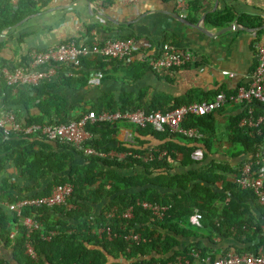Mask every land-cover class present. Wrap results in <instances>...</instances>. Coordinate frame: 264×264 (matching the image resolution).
Listing matches in <instances>:
<instances>
[{
  "label": "crops",
  "instance_id": "crops-1",
  "mask_svg": "<svg viewBox=\"0 0 264 264\" xmlns=\"http://www.w3.org/2000/svg\"><path fill=\"white\" fill-rule=\"evenodd\" d=\"M34 1L38 2L36 13L1 32L4 36L0 40L3 44L0 47V67L24 66L30 50L44 51L49 46L70 39H74L77 44H89L92 41L119 39L129 34L134 36L136 42L135 54L150 56L158 52L163 42H169L175 48L193 52L194 61L175 70L172 75L154 73L148 68H143L139 77L134 78L138 71L129 68L127 63L110 64L111 61L106 60L107 77L99 83L88 77L86 86L77 83L68 85L62 83L61 78L58 81L59 75L54 73L50 80L44 83H56L50 84L40 92L26 87H10L9 97L1 91L0 75V110L11 108L23 124L40 119L42 123L49 122L48 120L58 117L57 113L56 115L49 110L52 100L57 98L64 108L62 111L58 110L62 116L74 119L93 106L103 105L107 110L109 103H113L115 111H120L122 106L128 104L132 107L142 95H145L144 102L159 97L165 107L171 108L174 102L210 101L220 91L232 94L236 87L250 83L256 66V48L264 44V0H48L44 9L39 5L41 0ZM225 14L231 15L232 19L231 22L222 24ZM233 24H237V27L221 30ZM93 70L95 68L88 69ZM224 71L233 73L234 76H229L223 73ZM66 74L73 81H77L78 76L75 73L67 71ZM45 110L52 115L45 116ZM241 111L243 107L225 104L213 112L215 140L210 144L205 159L202 157L199 161L204 162L194 164L192 168L201 169L211 161L217 166L239 165L243 158L234 156L239 146L227 141L226 133L229 118ZM113 129L115 131L106 136L109 142L106 147L110 149L107 154L110 158L122 160L125 154L119 152L118 148L128 143L129 133L134 135L135 132L127 122L116 123ZM34 138L35 136L28 139L15 135L11 139L14 145L11 144L10 149L0 154V181L6 180L7 192L18 198L36 197L45 193L48 188L51 192L56 178L67 177L71 166L87 163L85 157L88 156L78 152L79 148L75 146L63 147L55 141L47 142ZM148 140L149 144H145L149 145L148 148H156L161 144L153 137ZM29 148L42 154L43 158L48 157L44 161L45 166L59 165L64 154H67L65 158L68 165L64 171L49 173L45 177L28 175L24 167L17 165L14 157L26 153ZM50 160L53 162H49ZM174 165L177 166V173L184 172L177 163ZM236 170L228 173L220 171L224 181L201 182L215 191H224L229 195L224 186L227 181L233 180ZM119 173L125 176L131 172L122 170ZM10 184H15L18 188H9ZM140 189L142 187H132L123 193H133ZM242 203L247 204L250 211L248 221L251 225L245 234H241L239 228L234 225L237 222L226 227L221 235L211 234L207 228H195V237L176 236L178 244L171 254L194 247L205 249L206 256L212 258L229 250L240 254H254L261 250L264 247V219L257 209L259 205L255 201L245 200ZM103 207L104 204L101 203L92 204L93 215L98 216ZM51 216L57 218L59 214L54 212ZM70 222L74 224L73 220ZM256 229L259 231L253 234ZM0 256L6 260L8 258L9 264H17L1 245ZM151 256L157 257V254L147 257ZM159 263L161 262H151ZM190 264L202 263L191 260Z\"/></svg>",
  "mask_w": 264,
  "mask_h": 264
},
{
  "label": "trees",
  "instance_id": "trees-1",
  "mask_svg": "<svg viewBox=\"0 0 264 264\" xmlns=\"http://www.w3.org/2000/svg\"><path fill=\"white\" fill-rule=\"evenodd\" d=\"M47 1L41 0L39 2L42 9L45 8ZM37 5L38 2L34 0H17L15 4H12L10 0H0V34L25 17L36 13L38 11ZM223 16L222 24L231 22V15L225 14ZM133 37L132 34H129L119 39L111 40H123ZM1 45L3 44L0 43V47ZM157 53L155 52L152 55H157ZM115 62L122 64V62L116 60H111L110 64ZM26 65L27 62L24 66ZM126 65L138 71L134 74V78L139 77L143 68L150 69L146 62L137 60L130 61ZM54 66L56 73L59 75L58 81L61 78L62 83H68V85L72 83L82 86L88 85L90 72L88 69L91 68L100 71L101 81L107 77L105 60L102 59L80 58L78 65L55 63ZM2 67H0V70ZM175 70L177 69H174L173 72ZM67 71L72 74L75 73L78 76L77 81H73L66 74ZM54 83L56 82H42L39 86L31 89L40 92ZM10 87L14 86L7 85L2 78L1 91L6 94V97H9ZM143 97L145 95H142L138 102L133 103L132 107L130 104L122 106L120 111L143 109L146 112L155 110L164 112L190 104L188 102H174L169 108L160 102L162 99L159 97L149 102H144ZM52 101L49 110L51 109V113H57L58 117L48 120L49 122L45 121L42 123L40 119L26 125L68 121V117L62 116L58 111L64 110L60 100L57 98ZM113 105V103H109L107 110H105L103 105L93 106L84 112L90 110H93L96 114L102 111L115 112ZM253 107L256 117H264L263 104H253ZM51 113L48 110L43 111V114L47 117L51 116ZM245 115L246 111L243 109L240 113L231 116L227 124V141L239 146L234 156L243 158L237 167L226 165H219V167L211 161L201 169L192 168V165L204 162L196 163L193 161L191 158L192 153L196 149L202 148L203 151L206 150V152L204 151V160L206 153H209L210 144L215 140L213 113L199 117L188 116L183 122V127L196 128L203 134V137L198 141L189 140L181 135L170 134L168 131H155L150 124L142 128L131 124V129L135 132L133 141H128V143L122 144L118 148L119 152L125 154L124 159L88 156L85 157L87 163L80 166H71V172L68 176L56 178L54 184L69 182L73 185L72 194L67 201V203H71L74 206L73 208L67 209L65 205L54 206L53 208L42 206L24 208L22 211L23 217H31L41 225V228L31 235L34 249L38 255L37 262L31 261L25 254L26 231L19 222L18 217L14 212L7 211L1 204L3 200L13 202L21 199L7 192L8 183L2 179L0 181L1 247L4 251L7 249L10 257L16 260L17 264H137L140 262L150 264L155 261L161 263L173 261L177 256L184 257L191 262L192 259L189 257V252L192 248L186 249L181 253L174 251L171 254V251L178 244L176 236L195 237L197 234L194 231L195 228L201 230L207 228L211 234L221 235L226 227L233 225L235 222L237 223L234 225L239 228L241 234H245V231H248L251 225L250 221H248L250 211L248 205L242 202L245 200L256 202L252 191L242 190L233 180H230L224 186V189L229 192V195H226L224 191H215L207 184L201 182L214 183L218 180L224 181L220 171L228 173L237 169V175L239 168L245 161L250 159L255 161L254 156L257 148L264 144V121L260 126L261 134L258 135L255 129L239 126L240 119L245 117ZM113 126L114 124L108 123L89 125L87 128L93 134L90 144L98 151L109 153L110 149L106 147V143H109L106 140V136L115 131ZM14 136L11 135L5 139L0 134V154L10 149L12 147L11 144L14 145L11 140ZM150 137L161 143L156 148L165 150L166 154L159 158L156 155L152 160L144 162L137 155H145L148 152L149 145L145 144H149L148 139ZM26 138L30 139L32 137ZM44 140L61 143L63 147L73 146L58 140ZM77 151L82 153L79 149ZM66 155L62 156V162L59 165L51 164V167H49L44 164L48 157L43 158L42 154L29 148L26 153H20L14 157V161L17 165L19 164V166L25 168L26 174L45 177L49 173L65 170L68 165L65 158ZM179 156H181L180 159L178 158ZM49 162L53 161L50 160ZM1 163L2 160H0V172L2 170ZM175 163L184 172L177 173ZM259 167L261 165L256 166L255 170ZM122 170H130L131 173L121 176L119 171ZM132 187H142V189L133 193H123L124 190ZM9 188H18V186L10 184ZM49 194L50 188L36 197ZM137 201L160 203L167 205L168 209L162 217L157 218L150 211L137 204ZM100 203L104 204V207L98 216H94L92 204L98 205ZM218 204L221 206L219 207ZM129 206L133 207L132 217L129 219L122 218V214ZM257 209L264 219V207L259 205ZM195 211L202 215L199 227L189 222L190 216ZM54 212L59 214L57 218L51 216ZM112 213L113 216L110 217ZM71 220L74 221V224L70 222ZM101 229L104 231L98 235L97 232ZM106 229H109L110 237H108ZM55 230H57V234L51 237L49 241L44 239L48 232ZM11 231H14L13 237L9 236ZM257 231L259 230L256 229L253 234H256ZM129 233H140L143 239H140L139 242L132 239L126 240L125 237ZM204 250H201L202 258L207 257V253L205 254ZM150 254H157V257H147ZM210 258L212 257L210 256ZM7 260L0 256V264H9Z\"/></svg>",
  "mask_w": 264,
  "mask_h": 264
},
{
  "label": "built area",
  "instance_id": "built-area-1",
  "mask_svg": "<svg viewBox=\"0 0 264 264\" xmlns=\"http://www.w3.org/2000/svg\"><path fill=\"white\" fill-rule=\"evenodd\" d=\"M15 4L17 0H10ZM136 42L133 38L123 40H106L103 42L92 41L91 43H80L74 39L49 46L44 51L30 50L27 54L26 66L7 67L0 70V74L7 85L14 87L32 88L39 86L42 82L50 80V77L56 73L55 63L65 65H78L80 58H95L102 60H116L119 62L129 63L134 59L146 62L148 67L154 73L173 74L174 69L182 68L194 60V54L188 49H179L172 46L169 42H163L158 49L157 55L135 54ZM229 76L233 73L223 72ZM89 78L95 83L101 82L100 71H90ZM225 104L238 105L246 111L245 117L239 121V126L243 128L255 129L257 134H261L260 126L264 121L263 116L254 115L253 104L264 105V44L256 48V66L251 75V81L247 86L240 85L232 94H226L220 91L214 99L210 101L193 102L167 111H150L143 109L125 110L124 112L102 111L99 114L93 110L80 114L77 118L69 119L60 123L44 124H23L17 118L15 111L10 109L0 110V134L7 139L11 135H20L25 137H40L49 141L58 140L72 144L79 148L86 156L98 158L109 157V154L98 151L90 144L93 138L92 132L87 128L92 124H116L130 123L136 127H145L150 124L155 131L166 132L170 134L181 135L192 140H200L203 134L196 128H185L183 122L188 116L199 117L201 115L213 113ZM127 140L132 142L133 135L128 134ZM166 154L165 150L150 147L145 155H137L142 161H150L154 156L162 157ZM264 144L259 146L255 153V161L247 160L239 168V173L234 176L233 182L242 190H251L255 195L256 202L264 207ZM203 157V149H196L191 158L199 162ZM261 165L257 170L256 166ZM73 191V185L69 182L55 184L49 195L39 197H23L16 201H1V204L9 212H14L19 222L26 231L25 254L33 262H37L38 255L34 249L31 240L33 232L41 228L40 223L31 218L23 217L24 208H38L65 205L67 209L73 208L71 203H67L68 198ZM142 208L150 211L157 218L163 216L168 209L167 205L160 203H151L148 201H137ZM133 215V207L129 206L122 214V218L129 219ZM113 216V213L110 217ZM202 215L195 211L190 216L189 222L194 226H200ZM103 229L98 230V235L103 233ZM108 237L109 229H106ZM57 234V230L48 232L44 237L49 241L51 237ZM14 236V231L9 234ZM126 240L132 239L139 242L143 239L140 233H129ZM192 260H198L202 264H264V247L254 254H240L233 250L225 251L215 258L201 256V249L194 247L189 252ZM190 261L184 257H176L173 261H165L159 264H189ZM137 264H148L140 262ZM151 264V263H150Z\"/></svg>",
  "mask_w": 264,
  "mask_h": 264
},
{
  "label": "water",
  "instance_id": "water-1",
  "mask_svg": "<svg viewBox=\"0 0 264 264\" xmlns=\"http://www.w3.org/2000/svg\"><path fill=\"white\" fill-rule=\"evenodd\" d=\"M235 26L237 27V24L230 25L229 27H224V28H222L221 30L224 31V30H227V29L235 28ZM3 36H4V34L1 33V35H0V40L2 39Z\"/></svg>",
  "mask_w": 264,
  "mask_h": 264
}]
</instances>
